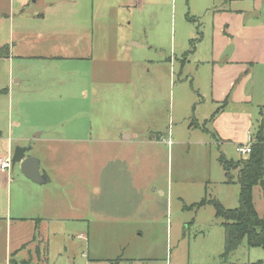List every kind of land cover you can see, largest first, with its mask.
<instances>
[{
	"label": "rangeland",
	"instance_id": "1",
	"mask_svg": "<svg viewBox=\"0 0 264 264\" xmlns=\"http://www.w3.org/2000/svg\"><path fill=\"white\" fill-rule=\"evenodd\" d=\"M152 1H158V6L154 7L159 9L155 12L150 6L140 12L130 30L138 31L141 37L145 27L141 41L145 43V56L154 61L147 66H135L134 72L130 68L132 82L124 84L129 87L128 96L127 93L125 96L114 94L118 84L97 83L99 100L95 114L87 112L73 121L91 125L92 129L98 127L99 131L102 128L104 135L132 128L139 139L147 140L159 130L166 136L165 143L133 144L118 149L98 144L96 163L92 162V169L88 164L81 167L80 179L74 178L73 173L68 179L58 178L65 171L76 172L73 162L66 159L69 152L76 155L79 148H60L57 143L43 141L46 137L57 138L61 133L58 123L70 116L59 113L65 100L60 98L56 67L52 64L26 67L32 80L12 85L10 92H2L9 72L6 64L0 62V131L9 140V151L16 147L31 148L28 156L42 162L52 182L47 185L53 192L50 203L57 202L63 195L62 203L90 206L91 212L96 213L93 215L99 217L91 226L87 241L78 238L79 235L86 237L87 230L82 226L66 227L63 239L52 238L49 264H62V257L72 260L74 252L79 257L75 264H89L88 256L98 260L91 264H264V250L248 248L244 240L228 257L227 263L223 262L222 220L215 217L212 205H199L203 200H217L225 209L238 207L237 172L225 175L219 158L224 156L229 161L244 158L235 152L233 145L216 142L211 132L202 130L210 110L201 102L198 88L205 87L207 79L202 71L204 68L198 66V59L206 57L209 50L208 35H202L201 29L207 19L193 16L196 0ZM4 4L5 1H1V5ZM0 30L3 34V29ZM183 59H186L184 65ZM37 72L45 77L43 82L34 81ZM137 74L140 78L135 80ZM77 99L84 103L81 96ZM204 125L209 128L207 123ZM40 131L42 138L39 136L38 140L16 138V134L34 138ZM83 154L86 159L81 163L85 164L88 157ZM93 164L99 173L116 176L112 183L118 188L109 187L112 193L109 197L104 192L96 198L90 196L93 185L88 175L90 170L92 174L95 171ZM5 174L12 178L22 176L19 164ZM22 178L20 180L27 182ZM98 186L104 190L100 181ZM127 188L129 192H122ZM8 189H0L2 204L10 205L11 209V206L26 202L28 191L25 187L20 186L19 192L13 186ZM87 192L89 196H83ZM252 201L262 217L264 199L259 186L252 191ZM127 203L144 206L140 218L134 220L130 216L132 220L129 221L116 218V222L108 220L109 224L100 218L105 211L96 210ZM27 205L34 210L36 204L31 200ZM62 242L72 246L70 253L68 246L66 251L61 250ZM4 256V250L0 249V257Z\"/></svg>",
	"mask_w": 264,
	"mask_h": 264
},
{
	"label": "crops",
	"instance_id": "2",
	"mask_svg": "<svg viewBox=\"0 0 264 264\" xmlns=\"http://www.w3.org/2000/svg\"><path fill=\"white\" fill-rule=\"evenodd\" d=\"M1 1H5V4L1 5ZM1 1L0 28L3 29V34L1 30L0 34L3 37L0 39V49L6 47L7 55L0 58V62L6 64L9 72L2 92H10L13 90L12 85L18 86L32 80L26 67H44L48 64L56 67L60 98L65 100L59 113H69L70 116L58 123V131L61 133L57 138L46 137L43 141L57 143L60 148H79L75 151L76 155L69 152L66 159L73 162L78 175L76 172L65 171L60 173L59 179L63 180L64 176L68 179L70 173L76 176L74 178L80 179V174L83 173L81 167L86 164L92 169V162L95 164L97 160L95 148L98 144L118 149L133 144L165 143L166 136L159 130L154 137L147 140L139 139L132 128H121L115 133L104 135L102 128L99 131L97 126L92 129L91 125L83 126L73 121L79 115H87V112L95 114L99 100L97 83L101 81L118 84L114 93L117 96H125L126 93V96L130 95L128 85H124L132 82L130 68L134 72L135 66H147L154 61L145 56V43L141 41L145 32L143 23L141 37V33L130 30V26L140 12L156 6L158 1ZM158 9L156 7L155 12ZM192 14L207 19L206 23H202L204 25H201V29L202 35H208L209 50L206 57L198 59V66L204 68L202 71L207 79L206 86L198 88L201 102L208 105L210 110L203 121L209 128L203 124L202 130L211 132L210 135L216 142L233 145L236 152L237 146L251 145L262 120L260 111L264 107V0H196ZM185 63L186 59H183L182 64ZM138 78L139 74L135 76V80ZM141 78H144V73ZM34 79L36 83H40L45 77L37 72ZM102 92L100 90V94ZM78 96H81L85 104L78 101ZM39 136L42 138V131L34 138L16 134L17 140L23 141L38 140ZM8 141L0 131V154H13V150L9 151ZM82 154L88 157L85 164L81 163L86 159ZM42 166L40 162V170L48 178L42 185L31 182L23 175L12 178L9 174L0 173V189H10L13 186L19 192L20 186H23L28 191L26 202L11 206V209L10 205H4L0 201V249L5 253L4 257H0V264L2 259L4 264H49L52 238L63 239V230L66 231L64 228L82 226L87 230L86 237L79 235L78 238L87 241L91 226L99 218L94 216L96 213L91 212L90 206H67L62 203L64 197L60 194L57 202L50 203L53 192L47 185L52 182ZM94 167V173L90 170L88 175V180L93 185L90 196L96 198L104 192L109 197L112 194L109 187H116L112 183L116 176L114 173H99L96 166ZM98 181L104 190L98 186ZM58 189L63 190L60 186ZM129 191L130 188L122 190ZM84 195L89 196L88 192ZM31 200L36 204L34 210L27 205ZM96 210L105 211L100 216L105 221L116 222V218L129 221L130 216L134 220L140 218V211H144V206L127 203L107 205ZM130 212L134 213L130 215ZM108 223L110 224L109 221ZM66 246L70 253L72 246L66 242H62L61 250L66 251ZM76 259L78 262V253L74 252L72 260L71 257H62V264H75ZM87 261L91 264L98 260L88 256Z\"/></svg>",
	"mask_w": 264,
	"mask_h": 264
},
{
	"label": "trees",
	"instance_id": "3",
	"mask_svg": "<svg viewBox=\"0 0 264 264\" xmlns=\"http://www.w3.org/2000/svg\"><path fill=\"white\" fill-rule=\"evenodd\" d=\"M7 55V48L0 49V58ZM261 123L257 127L250 145V153L238 161L219 158V163L225 175L231 171L237 172L239 184L238 207L225 209L216 200L201 201L211 204L215 209V217L222 220L224 229L223 262L236 251L244 240L248 248L264 250V215H258L252 201L253 188L259 186L264 199V107L261 108ZM227 263V262H226Z\"/></svg>",
	"mask_w": 264,
	"mask_h": 264
},
{
	"label": "water",
	"instance_id": "4",
	"mask_svg": "<svg viewBox=\"0 0 264 264\" xmlns=\"http://www.w3.org/2000/svg\"><path fill=\"white\" fill-rule=\"evenodd\" d=\"M30 147H16L12 154V167L19 164L22 175L35 184L42 185L48 178L45 172L40 170L39 159L28 156Z\"/></svg>",
	"mask_w": 264,
	"mask_h": 264
},
{
	"label": "built area",
	"instance_id": "5",
	"mask_svg": "<svg viewBox=\"0 0 264 264\" xmlns=\"http://www.w3.org/2000/svg\"><path fill=\"white\" fill-rule=\"evenodd\" d=\"M236 153L245 157L250 153V145H243L236 147ZM12 168V155L8 153L0 156V173H7Z\"/></svg>",
	"mask_w": 264,
	"mask_h": 264
}]
</instances>
